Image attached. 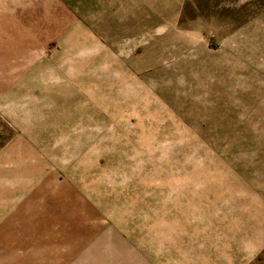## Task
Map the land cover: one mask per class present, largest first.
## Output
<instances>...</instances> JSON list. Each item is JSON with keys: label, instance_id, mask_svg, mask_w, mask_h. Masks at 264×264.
<instances>
[{"label": "rangeland", "instance_id": "1", "mask_svg": "<svg viewBox=\"0 0 264 264\" xmlns=\"http://www.w3.org/2000/svg\"><path fill=\"white\" fill-rule=\"evenodd\" d=\"M94 249L264 264V0H0V264Z\"/></svg>", "mask_w": 264, "mask_h": 264}, {"label": "crops", "instance_id": "2", "mask_svg": "<svg viewBox=\"0 0 264 264\" xmlns=\"http://www.w3.org/2000/svg\"><path fill=\"white\" fill-rule=\"evenodd\" d=\"M86 253L90 256V261L92 262L91 264H115L112 263L115 261L108 255L107 250L105 249H94L92 251L86 250ZM98 257H100L101 259H99ZM125 262V256H123L120 260L117 261L116 264H126Z\"/></svg>", "mask_w": 264, "mask_h": 264}]
</instances>
